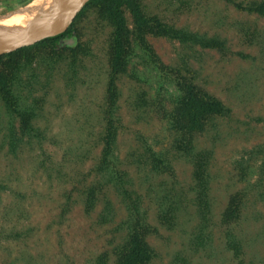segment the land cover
I'll list each match as a JSON object with an SVG mask.
<instances>
[{
	"label": "rangeland",
	"instance_id": "rangeland-1",
	"mask_svg": "<svg viewBox=\"0 0 264 264\" xmlns=\"http://www.w3.org/2000/svg\"><path fill=\"white\" fill-rule=\"evenodd\" d=\"M35 1L0 0V17ZM262 1L141 0L147 16L217 41L202 48L148 37L164 65L226 109L202 132L180 133L168 128L156 102L136 101L154 91L120 80L115 153L140 200L153 252L148 264H264V13L243 10ZM79 14L55 47L60 55L47 57L48 46L15 60L28 74L30 60L38 75L24 84L33 87L38 138L11 150L0 114V264H117L126 238V205L108 187H94L111 27L95 8ZM77 45L75 57L65 50ZM164 107L171 109L168 101ZM235 194L244 207L227 223Z\"/></svg>",
	"mask_w": 264,
	"mask_h": 264
},
{
	"label": "trees",
	"instance_id": "trees-1",
	"mask_svg": "<svg viewBox=\"0 0 264 264\" xmlns=\"http://www.w3.org/2000/svg\"><path fill=\"white\" fill-rule=\"evenodd\" d=\"M87 8H95L101 19L111 27L108 51L109 73L102 106L101 143H103V147L99 161L94 167L95 169L93 168L96 175L94 187H108L121 198L129 210L126 221L127 234L117 255V264H148L153 257V252L145 239L147 226L140 200L139 197L137 198V194L130 189L129 178L120 168L121 164L115 153L117 138L122 128L119 82L125 78L137 86L144 85L154 91L142 92L136 101L143 102L145 100L148 103L150 99L152 102H156L157 108L162 111V119L166 120L169 129L184 134L200 133L211 118L223 116L226 111L224 105L164 65L155 54L148 37L165 38L183 44L195 42L202 48H215L217 41L206 39L185 29L173 28L157 17L147 16L142 9L141 0H89L79 15ZM243 10L261 15L264 13V1L255 6H247ZM126 15L129 16V21ZM72 29L71 24L62 34L9 54L0 55V114L5 121L3 127L5 125L7 127L4 128L2 141L13 151L38 138L35 121L33 122L37 118L36 110L38 108H33L35 106H33L35 100L31 99L33 87L27 91L26 88L24 89V84L28 80L37 79L38 75L32 73L33 67L30 60L26 61L31 71L30 74L24 71L26 63L22 64L15 60L21 59L26 54L32 58L30 51L39 47H51L52 54L47 55L51 59L55 54L59 53L60 55V51L56 50V52L55 47L61 39L71 34ZM78 49L79 45L65 50L75 57L74 54L78 53ZM11 62H15L14 67L8 66ZM18 67L20 69L16 70ZM24 72L27 75H23ZM165 96L166 98H163ZM165 101L170 104V110L165 109ZM5 118H8L9 122H6ZM14 120L17 122V129L12 123ZM145 150L154 163L161 162L159 153L149 147ZM260 152L261 150L258 151V153ZM260 170L264 171V164L261 165ZM200 200L204 217L207 204L203 202V199ZM243 207V198L235 194L227 207L225 215L228 217H224L225 221L230 223L238 220ZM227 235L234 237L230 233Z\"/></svg>",
	"mask_w": 264,
	"mask_h": 264
},
{
	"label": "bare ground",
	"instance_id": "bare-ground-1",
	"mask_svg": "<svg viewBox=\"0 0 264 264\" xmlns=\"http://www.w3.org/2000/svg\"><path fill=\"white\" fill-rule=\"evenodd\" d=\"M76 0H37L28 9L0 17V39H21L64 18ZM27 8V7H26Z\"/></svg>",
	"mask_w": 264,
	"mask_h": 264
},
{
	"label": "water",
	"instance_id": "water-1",
	"mask_svg": "<svg viewBox=\"0 0 264 264\" xmlns=\"http://www.w3.org/2000/svg\"><path fill=\"white\" fill-rule=\"evenodd\" d=\"M88 1L89 0H76L75 5L69 11V13L64 18L53 23V25H51L46 30L31 33L25 38H21L18 40L12 39L9 41H5L0 39V55L10 53L23 47L32 46L44 39L64 33L69 28L76 15L82 10V8L88 3Z\"/></svg>",
	"mask_w": 264,
	"mask_h": 264
}]
</instances>
